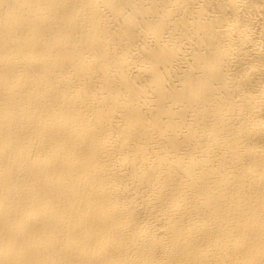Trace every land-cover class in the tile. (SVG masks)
<instances>
[{"label":"bare ground","instance_id":"1","mask_svg":"<svg viewBox=\"0 0 264 264\" xmlns=\"http://www.w3.org/2000/svg\"><path fill=\"white\" fill-rule=\"evenodd\" d=\"M0 264H264V0H0Z\"/></svg>","mask_w":264,"mask_h":264}]
</instances>
